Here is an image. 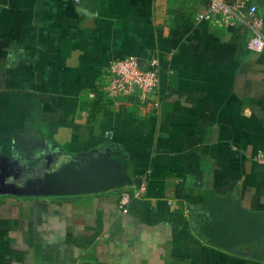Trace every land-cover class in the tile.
I'll return each mask as SVG.
<instances>
[{
  "label": "crops",
  "instance_id": "0c3cea01",
  "mask_svg": "<svg viewBox=\"0 0 264 264\" xmlns=\"http://www.w3.org/2000/svg\"><path fill=\"white\" fill-rule=\"evenodd\" d=\"M251 1L264 17V0ZM204 6L0 0V89L35 93L32 144L43 154L34 165L0 155V179L75 187L102 179L111 160L130 179L0 195V264H264V50L247 47L239 22L197 19ZM130 54L143 68L157 61L155 108L90 95L106 64Z\"/></svg>",
  "mask_w": 264,
  "mask_h": 264
},
{
  "label": "built area",
  "instance_id": "2783aa9c",
  "mask_svg": "<svg viewBox=\"0 0 264 264\" xmlns=\"http://www.w3.org/2000/svg\"><path fill=\"white\" fill-rule=\"evenodd\" d=\"M76 3L79 0H74ZM214 15L228 25L241 23L247 31L246 45L254 52L264 50V17L259 14L256 3L251 0H205V6L197 14V19H207ZM159 77L157 61L152 58L149 67L143 68L135 55H126L111 59L102 69L96 83V92L100 94L106 107L119 109L129 105L138 107H157ZM264 163V154L257 155ZM143 184L134 189L133 195H141ZM131 195L127 189L120 193L119 208L127 211Z\"/></svg>",
  "mask_w": 264,
  "mask_h": 264
},
{
  "label": "trees",
  "instance_id": "16d2710c",
  "mask_svg": "<svg viewBox=\"0 0 264 264\" xmlns=\"http://www.w3.org/2000/svg\"><path fill=\"white\" fill-rule=\"evenodd\" d=\"M37 102L35 93L24 88L0 89V155L13 158L25 153L30 159L35 160L30 163L31 165L43 157V154L32 144L35 129L32 109ZM97 104L98 100L95 105ZM260 231L261 238L264 239V227L261 226ZM2 236L0 232V255L6 250ZM235 244L220 245L230 247Z\"/></svg>",
  "mask_w": 264,
  "mask_h": 264
},
{
  "label": "water",
  "instance_id": "95a60500",
  "mask_svg": "<svg viewBox=\"0 0 264 264\" xmlns=\"http://www.w3.org/2000/svg\"><path fill=\"white\" fill-rule=\"evenodd\" d=\"M102 172V179L95 180L85 179L82 184L75 187L57 188L52 185H45L47 180L44 177L36 179L34 184L24 183V179L18 180L13 178L0 179V195L4 194H57L67 192H83V191H95L106 190L120 185H125L130 182V179L121 171V167L117 162L111 160L104 168ZM40 182H39V181ZM58 180H62V176L58 177ZM54 182L56 179L53 180Z\"/></svg>",
  "mask_w": 264,
  "mask_h": 264
}]
</instances>
